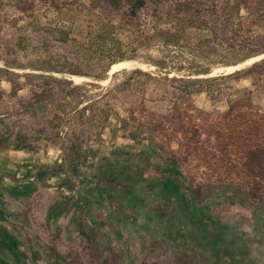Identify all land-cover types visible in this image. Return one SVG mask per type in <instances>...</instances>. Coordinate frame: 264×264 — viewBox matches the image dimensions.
<instances>
[{
  "label": "rangeland",
  "instance_id": "1",
  "mask_svg": "<svg viewBox=\"0 0 264 264\" xmlns=\"http://www.w3.org/2000/svg\"><path fill=\"white\" fill-rule=\"evenodd\" d=\"M58 1L59 14L36 4L37 23L0 3V227L27 264H264V186L256 188L244 164L248 150L264 148V78L206 76L242 63L247 50L216 41L207 19H186L183 39L165 44L158 32L174 27L176 0H146L117 32L122 61L146 69L109 75L119 55L95 54L85 39L104 22H122L125 0L113 12ZM60 25L75 40L60 43ZM73 66L88 81L72 82ZM187 79L210 80L186 97ZM34 94L45 96L40 109ZM73 135L83 156L74 174L61 150ZM162 164L183 177L194 213L154 173ZM122 166L145 177L116 178L132 192L121 198L116 190L113 203L99 173Z\"/></svg>",
  "mask_w": 264,
  "mask_h": 264
},
{
  "label": "trees",
  "instance_id": "2",
  "mask_svg": "<svg viewBox=\"0 0 264 264\" xmlns=\"http://www.w3.org/2000/svg\"><path fill=\"white\" fill-rule=\"evenodd\" d=\"M3 0H0V3ZM202 0H176L175 7L177 13L173 14L174 27L172 29H165L164 31L158 32V38L165 42V44L177 45L181 39H183V22L186 19H191L193 23H198L201 26V22L209 21L207 31L214 35L216 41L224 43L231 50L246 49L247 53L245 59L257 57L264 53V0H217L216 4L213 2L212 5H203ZM8 2L23 16L32 18L31 21H37L34 16V11L37 3H49L57 10V14L60 13V2L58 0H8ZM92 8L99 9L101 11H116L123 6V0H89ZM146 0H125L126 14L124 20L118 24L104 22L97 27H94L89 32V37L86 40L87 46L90 47L91 51L95 54L99 52L104 53L105 51L112 50L113 54H118L119 57L113 58L105 69V73L109 71L111 65L123 60L121 57V50L123 47L122 42L118 39V30L122 24L133 25L134 19L139 15V12L146 6ZM202 11V12H200ZM245 12V16L241 15V12ZM205 15H201L204 14ZM171 16V15H170ZM37 23V22H36ZM206 24V22L204 23ZM57 40L60 43H67L75 40L76 36L73 35V31L69 27L55 26L54 30ZM19 47H22V41H19ZM88 50V49H87ZM67 73L75 76H87L83 71L73 66L67 70ZM132 74H142L138 69L131 72ZM243 77H251L253 80L264 78V59L259 62H255L250 67L236 71L234 73L223 75L220 78H234L241 79ZM98 79L102 80L101 77ZM201 80V81H200ZM193 81L187 79L185 85L181 87V92L189 96L190 86L195 83H202L210 79H200ZM11 92L15 94L16 84L13 81H8ZM45 94V93H44ZM47 94V93H46ZM34 101L36 102L37 108H42L44 103V95L34 94ZM248 102L250 100L246 99ZM237 102V101H236ZM233 102L229 105V110L232 109ZM82 118V114L79 116ZM101 120L106 122L108 120L107 115H102ZM62 151H68L69 153V169L67 171L73 174L77 172L78 161L83 158L81 155V144L80 141L73 135L72 140L63 142ZM245 169L253 178H257V186L263 189L264 186V148L260 145L248 150L245 154ZM129 166H122L115 170L114 173H105L101 171L99 174L102 175L103 179V195L105 200L114 201V192L120 190L122 196L128 197L132 192V187L118 185L116 178L126 177L129 171L132 177L136 181H141L145 177V171L137 170L132 172ZM66 171V172H67ZM159 168L154 171L158 177H164V185L168 192L175 194V196L181 198L185 203L187 202L188 208L191 213H194L192 202L189 200L190 192L186 189V185L183 177L171 166L163 165L160 167V173L158 174ZM65 172V173H66ZM97 175V179L98 176ZM123 179V178H122ZM135 182V181H134ZM95 183V182H94ZM117 185H116V184ZM257 190V189H256ZM104 200V201H105ZM0 216L2 211L0 210ZM52 250V249H51ZM0 264H27L26 255L20 251V243L16 238L9 235L8 232L0 227Z\"/></svg>",
  "mask_w": 264,
  "mask_h": 264
},
{
  "label": "bare ground",
  "instance_id": "3",
  "mask_svg": "<svg viewBox=\"0 0 264 264\" xmlns=\"http://www.w3.org/2000/svg\"><path fill=\"white\" fill-rule=\"evenodd\" d=\"M262 57H264V55L261 56H257L254 58H250L238 65L235 66H228V67H220L215 69L212 73H210L209 75L206 76H215V75H227V74H231L233 72H235L238 69H241L243 67H247L248 65L252 64L253 62L261 59ZM136 68H140V69H146V66L144 64H141V62H137V61H120L117 62L115 64H113L109 71L108 74L112 75L114 73L123 71V70H132V69H136ZM206 76H201V77H206ZM69 79L74 82L75 84H80L84 81H88V78H84V77H79V76H70ZM96 82V81H95ZM102 83H107V80L103 81Z\"/></svg>",
  "mask_w": 264,
  "mask_h": 264
},
{
  "label": "water",
  "instance_id": "4",
  "mask_svg": "<svg viewBox=\"0 0 264 264\" xmlns=\"http://www.w3.org/2000/svg\"><path fill=\"white\" fill-rule=\"evenodd\" d=\"M261 55H264V53L263 54H261ZM261 55H259V56H261ZM263 58H261V59H259V60H257V61H255V62H259L260 60H262ZM255 62H253L252 64H254ZM250 66V65H249ZM238 71V70H237Z\"/></svg>",
  "mask_w": 264,
  "mask_h": 264
}]
</instances>
